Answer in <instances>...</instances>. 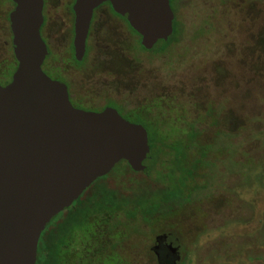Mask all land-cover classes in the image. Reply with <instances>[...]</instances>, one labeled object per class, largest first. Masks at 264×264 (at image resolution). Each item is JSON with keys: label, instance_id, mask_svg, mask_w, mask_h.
<instances>
[{"label": "rangeland", "instance_id": "rangeland-1", "mask_svg": "<svg viewBox=\"0 0 264 264\" xmlns=\"http://www.w3.org/2000/svg\"><path fill=\"white\" fill-rule=\"evenodd\" d=\"M171 3L173 32L151 49L126 18L102 6L77 63L74 14L66 0H46L45 72L80 88L87 108L114 104L144 118L149 106L161 108L163 118H145L154 143L148 176L164 186L181 180L184 188L146 212L133 197L120 209L123 201L106 204L94 187L82 221L57 219L56 242L48 239L41 264H158L154 248L170 243L180 246L176 264H264V0ZM14 6L0 0V79L17 67ZM121 60L128 74L119 72ZM162 120L170 127L158 126ZM114 172L111 179L127 180L124 162Z\"/></svg>", "mask_w": 264, "mask_h": 264}, {"label": "water", "instance_id": "water-1", "mask_svg": "<svg viewBox=\"0 0 264 264\" xmlns=\"http://www.w3.org/2000/svg\"><path fill=\"white\" fill-rule=\"evenodd\" d=\"M109 1L151 49L173 32L170 0H76L74 46L86 52L93 12ZM10 14L18 66L0 84V264H36L40 235L98 178L127 160L143 170L148 130L115 108L73 106L67 86L43 69L44 0H13Z\"/></svg>", "mask_w": 264, "mask_h": 264}, {"label": "flooded vegetation", "instance_id": "flooded-vegetation-1", "mask_svg": "<svg viewBox=\"0 0 264 264\" xmlns=\"http://www.w3.org/2000/svg\"><path fill=\"white\" fill-rule=\"evenodd\" d=\"M173 0H170V6H171V8H172V10H173V12H174V9H173V6H172V2ZM75 2H76V0H66V5H67V8H68V10H70L69 12L70 13H73L74 14V18H75V12H74V5H75ZM45 5H46V0H44V8H43V14H44V23H43V25H42V27H41V35H42V38L44 39V41L46 42V44H47V46H48V42L46 41V38L44 37V34H43V28L45 27V25H46V17H45ZM108 6L109 8H110V10L112 11V13H114L116 16H119V17H122V18H126V20H127V22L129 23V25H130V27L134 30V31H136L133 27H132V25H131V23H130V21H129V19H128V14H125V15H123V14H121V13H119V12H117L115 9H114V7H113V5H112V3L111 2H109V1H106V2H104V3H102L101 5H99L97 8H95V10H94V12H93V17H92V20H91V24H90V29H89V33H88V36H87V40H86V52H85V54H84V57H83V59L82 60H78L77 59V57H76V54H75V46H74V38H73V42H72V47H73V49H74V57H75V60H76V62L77 63H81L83 60H84V58H85V56H86V54H87V51L89 50V48H90V34H92V26H93V24H94V20H95V15H96V13H97V11H99L101 8H102V6ZM15 7V6H14ZM174 15H175V12H174ZM75 24V23H74ZM12 30V29H11ZM137 32V31H136ZM138 33V32H137ZM12 34H13V32H12ZM74 37H75V32H74ZM142 37V36H141ZM114 43V42H113ZM112 43V44H113ZM14 44V43H13ZM143 45V44H142ZM144 47V46H143ZM144 48H146V47H144ZM48 50H49V47H48ZM48 56V55H47ZM47 56H46V58H45V60H44V63H43V67H44V64H45V61H46V59H47ZM14 58H15V61H16V64H17V66H18V61H17V59H16V56H15V53H14ZM118 70H119V72H122L123 74H128L127 73V66H129V62L127 61V60H125V61H123V60H121V61H119L118 62ZM16 69H17V67H15L14 68V66H13V69H12V71L8 74V77L6 78V77H4V79H0V80H3L2 81V83H0L1 85H3V86H5V85H7L8 83H10L11 82V80H12V77H13V74H14V72L16 71ZM44 69V68H43ZM45 71V70H44ZM49 71V70H48ZM51 72V71H50ZM52 73V72H51ZM53 74V73H52ZM6 76V75H5ZM56 76V75H55ZM51 77V76H50ZM58 79H55V78H52V79H55V80H58V81H61V82H63L66 86H67V90H68V94H69V99H70V101H71V103L73 104V106L74 107H76V108H79V109H83V110H89V111H103L104 109H106V108H108V107H112V108H115L125 119H127V120H129L130 122H133V123H138V124H142L147 130H148V134H149V144H150V153L148 154V156H147V158L143 161V165L145 166V168L143 169V170H135V169H133L132 168V166L129 164V162L127 161V160H122V161H120V162H124L125 163V165H126V167H127V164L131 167V169L137 174V173H144L145 175L144 176H147L148 177V179L151 181V183H150V185H148V183L147 184H145L142 180H143V177H135L134 176V174L132 175V172L131 171H128V172H123V174L124 175H126V178H127V181H125L126 182V191H125V197L126 198H128L129 200L132 198L134 201H137L138 203L136 204V207L137 206H139L140 208H138V209H141V210H145L146 212H151V208H155L156 206H158V204H156L155 206H154V202H159V200H163V201H166L168 198H171V197H173V196H175V195H177V194H182L183 193V188H184V185L182 184L183 183V181H179V182H177V184L178 185H176V184H167V185H161V184H159V183H157V182H155V181H152L150 178H149V176H148V171H149V169H151L150 167H148L145 163H146V161L147 160H149V159H152L153 157H154V154H152V151H153V148H152V143H151V141H150V133H149V130H150V128H152V127H149L146 123H145V118H148V114H152V117L153 118H155V117H157L159 114H162V111L160 112V109L161 108H159L158 106H154V107H151V106H149V108L150 109H152L151 110V112L150 111H147V114H146V116H145V118H144V116L143 115H141V113H145L144 111H136L137 113H139V115H137L136 117H133V116H130V115H125L123 112H121L120 111V109L119 108H116L115 106H114V104H109V105H106L105 107H104V109H100V110H97L96 108H87V106H85L86 104H84L83 103V98L81 97V94H80V88H79V92L78 91H76V89H75V84L73 85V84H71L70 82H69V80L68 79H66V78H63V77H61V76H56ZM103 86H101V85H99V89H101ZM78 89V88H77ZM135 112V113H136ZM141 112V113H140ZM149 112V113H148ZM157 115V116H156ZM126 116H128V117H130V118H132V119H134V120H132V119H129V118H127ZM160 118H163V114L161 115V117ZM149 119V118H148ZM163 121L164 120H162V122L161 123H159L158 124V126L159 125H162L163 124V126H165V127H170V126H168V125H165L164 123H163ZM186 148V147H185ZM186 150H187V148H186ZM152 155V156H151ZM186 155H187V153H186ZM185 156V155H184ZM120 162H118L117 164H119ZM117 164L115 165V167L117 166ZM115 167L107 174V175H105V176H103V177H100V178H98L97 180H96V182L97 183H99V185H96L97 186V188L99 187V190H94V194L95 193H102L103 192V190L102 189H106V188H112L113 190H114V186H109V183H111V181L113 180V179H111L110 177H114V179H116L115 177V173L116 172H114V169H115ZM119 175L122 173V172H117ZM135 174V175H136ZM129 175V176H128ZM178 179V178H177ZM114 182H116V180H113V183ZM94 183V182H93ZM153 183H155V184H157V185H159V187L157 188V192L156 193H154V188L152 189V184ZM91 186V185H90ZM89 186V187H90ZM95 186V187H96ZM87 188L83 193H82V195L77 199V200H80L81 202H78V204H76V206H79V209H83V207L84 206H87V201H89V199L91 198V196H93L94 194H93V192L91 193V192H89V189L90 188ZM165 188H167V189H170V193H165ZM162 196V197H161ZM76 200V201H77ZM75 201V202H76ZM74 202V203H75ZM73 203V204H74ZM106 204H109V205H112L111 203H108V202H105ZM72 204V205H73ZM116 204H118V203H116ZM125 204H128V203H123V204H121V203H119V205H116L118 208L117 209H120V208H122V207H124V206H126ZM71 205V206H72ZM149 205V206H148ZM70 206V207H71ZM154 206V207H153ZM70 207H68V208H70ZM150 207V208H149ZM67 208V209H68ZM67 209L66 210H64L63 212H65V214H66V217L64 218V219H61V220H58V222L59 221H62L63 223H65V222H68V223H65V224H63L64 226L66 225V226H68L69 225V223H71V222H77V221H79V219H71L69 216L71 215V214H74L73 212H74V210L73 209H71L70 211H67ZM62 212V213H63ZM54 221V224L52 225V226H49V224L46 226V229L48 230V234L46 235V239H47V249L49 248V244H48V239L49 240H51V241H54V242H56L55 240V238L57 237V235L55 234H53V232H55V228H56V226L58 225V222H57V219H54L53 220ZM64 226H62V229L61 230H63V228H64ZM94 226V225H93ZM67 233V232H66ZM61 236V235H60ZM93 239V238H92ZM128 241H130V239H129V237H128V239H127V241L125 242V243H127ZM96 242H97V244H98V240H96ZM39 247V246H38ZM52 247H53V245H52ZM170 248L169 250L171 251H168V249L167 248ZM155 250L154 251H156V254H157V258H158V264H165V263H174V264H176V262H175V258H177V259H179V257H180V255H179V253H180V246L178 245V246H173L172 245V243H170V244H166V246H164V244L163 245H160L159 246V249L158 248H154ZM64 252H66V251H63V253ZM166 256H168L169 258V260H167V261H165L163 258L164 257H166ZM110 257V256H109ZM111 257H114V258H117V256H115L114 254L111 256ZM37 262H38V256H37ZM37 262H36V264H37ZM115 260L114 261H110V260H106L105 261V263L106 264H115Z\"/></svg>", "mask_w": 264, "mask_h": 264}, {"label": "trees", "instance_id": "trees-1", "mask_svg": "<svg viewBox=\"0 0 264 264\" xmlns=\"http://www.w3.org/2000/svg\"><path fill=\"white\" fill-rule=\"evenodd\" d=\"M167 44H168V42H163V47H165ZM149 133H150V141L152 143V148H154L153 135L151 134L150 131H149ZM152 154H154L153 151H152ZM126 168H127L128 171H131L132 172V175L134 174L135 177H140V176L143 177V180L142 181L145 184L148 183V185H150L151 181L148 179L147 176H144L145 175L144 173H137L136 174L131 169V167L128 164H127V167ZM124 177H126V175ZM96 185H99V183H97L96 181L94 183H92L91 186L89 187L90 188L89 189V192L92 193L93 192L92 190H93V188ZM126 185L127 184H126L125 181H117V182H114V183H109V186H114V190L112 188L102 189L103 190L102 193H106L105 196H102L103 197L102 201L103 202L105 201V202H108V203H111V204H113V203H115L117 201L118 202L119 201L125 202L126 197H125L124 194H125V191H126ZM151 187H152V189L154 188V193H156L157 192V188L159 187V185L153 183ZM166 192L167 193H170L171 191H170V189L165 188V193ZM89 201H92V196L89 199ZM89 201H87V202L89 203ZM78 202H81V201L80 200H77L70 208L67 209V211H70L71 209L74 210V212H73L74 214H71L69 216L71 219H80V220L82 219L83 220L86 217V214L89 213V209H87V206H84L83 209H79V206H76V204H78ZM65 216H66L65 212H63V213L61 212L54 219H63V217H65ZM53 220L49 223V226H52L54 224V221ZM47 234H48V230L45 229V231L43 232V236L40 239V243H39V247H38V262H37V264H41L40 262L44 258L45 252L48 251V249H47V239H46V235Z\"/></svg>", "mask_w": 264, "mask_h": 264}]
</instances>
